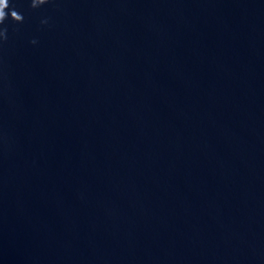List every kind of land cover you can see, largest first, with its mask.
<instances>
[{
  "label": "water",
  "instance_id": "obj_1",
  "mask_svg": "<svg viewBox=\"0 0 264 264\" xmlns=\"http://www.w3.org/2000/svg\"><path fill=\"white\" fill-rule=\"evenodd\" d=\"M30 5L0 24V264H264V0Z\"/></svg>",
  "mask_w": 264,
  "mask_h": 264
},
{
  "label": "clouds",
  "instance_id": "obj_2",
  "mask_svg": "<svg viewBox=\"0 0 264 264\" xmlns=\"http://www.w3.org/2000/svg\"><path fill=\"white\" fill-rule=\"evenodd\" d=\"M48 0H31V7L37 8L45 3H47ZM9 8V0H0V24H3L4 20L8 18L10 15L11 19H13L16 22H22L23 16L21 14H18L17 11L11 10L10 13L6 12V9ZM43 23H46V21H43ZM6 29L0 30V38L7 39L6 37ZM32 43H36V41H32Z\"/></svg>",
  "mask_w": 264,
  "mask_h": 264
}]
</instances>
